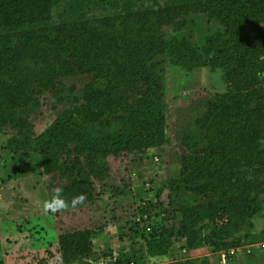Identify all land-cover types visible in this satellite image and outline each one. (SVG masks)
<instances>
[{
	"label": "rangeland",
	"instance_id": "1",
	"mask_svg": "<svg viewBox=\"0 0 264 264\" xmlns=\"http://www.w3.org/2000/svg\"><path fill=\"white\" fill-rule=\"evenodd\" d=\"M205 1L49 0L45 15L50 26L61 24L71 16L84 22L86 27L101 32L104 28L98 20L106 21L135 11L159 13L174 7L167 15L173 17V23H183L178 28H173L172 23L159 26L152 40L165 39L169 35L183 37L201 48L205 36L220 28L217 21L208 20L200 11ZM18 5H21L20 0H0V11H10ZM125 24L128 23L115 21L116 29H112L119 31ZM257 25L264 41V17L257 19ZM105 30L110 33L108 28ZM139 31L144 34L145 30L141 28ZM147 40L151 41L150 38ZM118 53V45L114 44L108 55L98 62L96 72L62 75L56 89L39 91V105L25 111L34 136L47 129L63 111L75 110L85 104L88 83L93 85V93H100L102 100L110 94V87L119 79L117 67L122 64ZM262 53L264 55V47ZM153 62L154 72L161 78L163 88L164 142L158 146L95 156V161L107 166L108 171L100 178L89 176L85 180L91 198L79 204L69 203L64 210L55 213L43 212V202L55 198L56 189L62 190L73 178L62 176L58 171L45 172L36 139L34 148L28 151L6 149L8 138L20 134L9 125L0 128V264H215L219 259L217 252L227 250L212 251L201 242L202 239L193 240L188 245L191 228L187 227L193 219L187 217L185 221L180 211L181 207L216 199L221 193L219 189H210L198 195L188 190L200 182L191 175L196 176L188 166V155L207 146L205 130L196 124V119L204 113L210 101L228 93L225 72L210 66L185 70L171 64L165 54H157ZM255 83L256 86L243 92L251 93L252 99L248 103L254 108V117H258L255 124L258 120L262 122L259 124L262 131L253 134L251 142L244 133L237 135L233 156L241 165L235 171L241 173L251 171L246 169L249 155L258 153L264 157V70L256 74ZM117 87L116 100L122 104L117 111L118 114L125 113L134 105L138 95L132 91L123 92L122 84ZM137 87L139 92L144 89L141 82ZM99 111L100 118L110 119L111 126L101 129L97 123L87 120L91 132L101 129L117 134L119 126L112 121L114 108ZM74 116L76 121H82L79 114ZM245 131L253 133L249 129ZM76 147L75 142H69L60 160L70 163L76 156ZM257 179L258 186L249 192V196L255 197L258 210L246 217L232 235H213L219 227L204 228V222L195 225L199 237L209 236L211 241L237 240V245L228 249H236V260L240 264H264V251L258 246L264 239V172L258 174ZM240 188L235 187V191ZM75 232L83 233L84 252L68 253L66 262L59 237ZM152 240L165 242L167 247L163 253L147 248L148 241Z\"/></svg>",
	"mask_w": 264,
	"mask_h": 264
},
{
	"label": "trees",
	"instance_id": "2",
	"mask_svg": "<svg viewBox=\"0 0 264 264\" xmlns=\"http://www.w3.org/2000/svg\"><path fill=\"white\" fill-rule=\"evenodd\" d=\"M20 2L21 5L10 11H0V128L9 125L20 134L8 138L4 147L15 152L28 151L34 148L36 139L45 172L58 171L62 176L73 178L61 190L66 204L79 195H83L84 200L90 199L91 192L86 188L85 180L89 176L100 178L108 171L107 166L95 161V156L158 146L164 142L163 88L161 78L154 72V56L165 54L171 64L185 70L197 66L224 70L229 83L228 93L210 101L196 119V124L205 130L207 146L188 155V166L196 176L191 175L200 181L188 190L198 195L210 189H219L221 193L216 199L181 207L180 211L185 221L187 217L193 219L187 227L191 228L188 245L202 239L201 242L212 251L235 247L237 240L211 241L209 236L199 237L195 225L204 222V228L218 226L219 230L212 234L228 237L240 228L246 217L258 210L255 197L249 196V192L258 186L257 175L264 172V157L258 153L249 155L246 169L252 172L241 173L235 171L241 165L233 154L239 133H244L251 142L253 134L262 131L259 125L262 122L258 120L259 126H256L258 117H254V108L248 103L252 99L251 93L243 90L256 86V74L264 70V59L261 58L264 41L257 25V19L264 17V0L205 1L200 11L208 20L217 21L220 28L205 36L201 48L183 37L169 35L165 39L152 40L159 26L172 23L173 28H178L183 23H173V17L167 15L174 7L159 13L135 11L106 21L98 20L104 28L99 32L71 16L61 24L50 26L45 15L49 0ZM115 21L128 24L115 31L112 29ZM138 25L145 30L144 34L140 33ZM148 38L151 41H145ZM114 44L118 45L122 64L117 67L119 79L110 87V94L102 100L100 93H93V85L88 83L84 93L86 103L75 110L63 111L35 137L25 111L39 105L37 93L56 89L62 75L96 72L98 62L108 55ZM138 82L144 85L142 92L137 89ZM119 84H122L123 92L132 91L138 95L134 105L120 114L117 110L122 104L116 100ZM112 108L115 110L112 121L119 126L117 134L101 130L109 128L111 121L101 119L99 110ZM76 113L82 121L75 120ZM262 119L264 121V117ZM87 120L97 123L101 129L91 132ZM248 129L253 133L245 131ZM71 141L77 145L76 156L67 163L60 157ZM239 186L241 188L236 192L235 187ZM82 236V232H75L59 237L66 262L68 253L84 252L82 247L86 241L81 240ZM147 245L149 250L158 249L162 253L167 247L163 240L148 241Z\"/></svg>",
	"mask_w": 264,
	"mask_h": 264
},
{
	"label": "clouds",
	"instance_id": "3",
	"mask_svg": "<svg viewBox=\"0 0 264 264\" xmlns=\"http://www.w3.org/2000/svg\"><path fill=\"white\" fill-rule=\"evenodd\" d=\"M61 192L60 188L56 189V197L50 201H44L43 205H42V210L43 212L47 213V212H52L55 213L57 211H61L64 210L67 207L66 202L64 201V199L59 195V193ZM84 200V196L83 195H79L77 197H75L72 201L73 205L75 204H79Z\"/></svg>",
	"mask_w": 264,
	"mask_h": 264
},
{
	"label": "built area",
	"instance_id": "4",
	"mask_svg": "<svg viewBox=\"0 0 264 264\" xmlns=\"http://www.w3.org/2000/svg\"><path fill=\"white\" fill-rule=\"evenodd\" d=\"M259 249L264 251V239L259 243ZM236 249H227L218 251L217 254L219 256L218 261L215 264H240L236 260Z\"/></svg>",
	"mask_w": 264,
	"mask_h": 264
}]
</instances>
